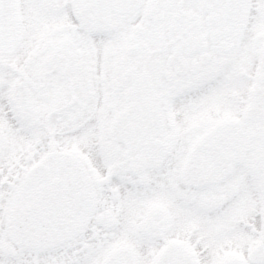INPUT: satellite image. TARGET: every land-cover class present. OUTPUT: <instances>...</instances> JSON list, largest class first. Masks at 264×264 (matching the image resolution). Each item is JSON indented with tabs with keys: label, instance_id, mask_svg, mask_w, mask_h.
Returning <instances> with one entry per match:
<instances>
[{
	"label": "snow or ice",
	"instance_id": "1",
	"mask_svg": "<svg viewBox=\"0 0 264 264\" xmlns=\"http://www.w3.org/2000/svg\"><path fill=\"white\" fill-rule=\"evenodd\" d=\"M0 264H264V0H0Z\"/></svg>",
	"mask_w": 264,
	"mask_h": 264
}]
</instances>
